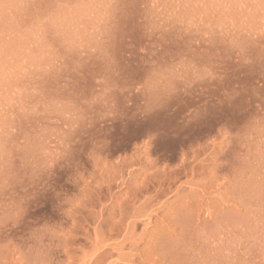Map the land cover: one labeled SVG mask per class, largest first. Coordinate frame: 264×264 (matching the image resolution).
<instances>
[{
    "label": "rangeland",
    "instance_id": "1",
    "mask_svg": "<svg viewBox=\"0 0 264 264\" xmlns=\"http://www.w3.org/2000/svg\"><path fill=\"white\" fill-rule=\"evenodd\" d=\"M0 264H264V0H0Z\"/></svg>",
    "mask_w": 264,
    "mask_h": 264
}]
</instances>
